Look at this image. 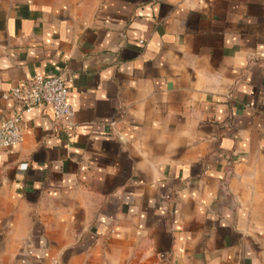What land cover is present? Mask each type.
<instances>
[{
  "label": "crops",
  "instance_id": "1",
  "mask_svg": "<svg viewBox=\"0 0 264 264\" xmlns=\"http://www.w3.org/2000/svg\"><path fill=\"white\" fill-rule=\"evenodd\" d=\"M38 75L76 128L0 149V264H264V0H0V123Z\"/></svg>",
  "mask_w": 264,
  "mask_h": 264
},
{
  "label": "built area",
  "instance_id": "2",
  "mask_svg": "<svg viewBox=\"0 0 264 264\" xmlns=\"http://www.w3.org/2000/svg\"><path fill=\"white\" fill-rule=\"evenodd\" d=\"M67 80L63 75H38L4 93L6 98L16 101L19 108L14 109L10 116L0 123V149L22 142L24 113L32 111L40 104L50 105L60 129L69 139L73 137L76 125L74 111L69 102ZM53 264L58 262L53 261Z\"/></svg>",
  "mask_w": 264,
  "mask_h": 264
}]
</instances>
